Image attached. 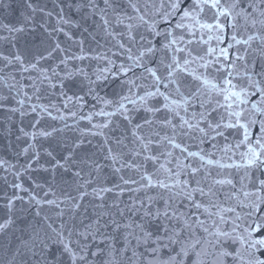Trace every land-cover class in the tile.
Listing matches in <instances>:
<instances>
[{
  "label": "snow or ice",
  "instance_id": "snow-or-ice-1",
  "mask_svg": "<svg viewBox=\"0 0 264 264\" xmlns=\"http://www.w3.org/2000/svg\"><path fill=\"white\" fill-rule=\"evenodd\" d=\"M0 264H264V0H0Z\"/></svg>",
  "mask_w": 264,
  "mask_h": 264
}]
</instances>
